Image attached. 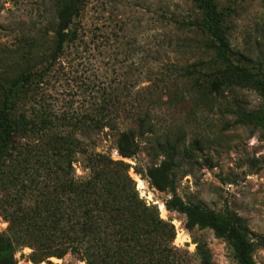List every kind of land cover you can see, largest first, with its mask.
Listing matches in <instances>:
<instances>
[{"label": "rangeland", "instance_id": "374dc122", "mask_svg": "<svg viewBox=\"0 0 264 264\" xmlns=\"http://www.w3.org/2000/svg\"><path fill=\"white\" fill-rule=\"evenodd\" d=\"M217 2L226 13L232 49L248 58L244 63L254 70L261 63L264 72V0ZM59 5L60 0H0V99L2 85L15 91L21 88L16 82L27 67L43 69L42 79L37 76L29 92L20 93L17 108L28 110L29 117L46 114L55 121L52 129H43L40 123L39 133L21 131L13 139L12 159L0 168V235L8 236L7 200L32 204L54 187L55 167L48 176L38 160L53 163L56 147L66 151L68 146L58 141L53 147L45 145L63 133L68 144L77 138L83 150L131 163L129 173L140 196L157 203L161 217L174 225V244L188 251V264H238L228 238L210 227L188 229L186 215L176 210L167 209L162 216L159 203L165 204L172 193L160 189L147 169L155 171L164 158L160 143L171 141L179 144L173 166L177 194L219 216L232 213L241 218L242 232L253 244L254 264H264V97L250 84L209 93L198 89L195 79L182 75V67L194 61H200L203 70L213 67L208 35L178 23L197 16L192 1L87 0L80 53L73 54L67 46L57 61L42 62L35 43L44 32L47 49L52 47ZM111 91H122L121 103L130 107L134 102L135 111L142 104L149 113L153 131L138 135L140 151L135 157H123L117 149L119 131L137 128L128 115L121 118L119 129L86 126L87 113L93 111V118L99 119L104 96ZM77 121L79 127L72 125ZM76 156L75 174L87 178L85 154L80 150ZM136 176L145 187L138 188ZM154 176L161 182L164 173ZM9 244L15 246L13 264H87L71 253L35 261L31 246Z\"/></svg>", "mask_w": 264, "mask_h": 264}, {"label": "trees", "instance_id": "16d2710c", "mask_svg": "<svg viewBox=\"0 0 264 264\" xmlns=\"http://www.w3.org/2000/svg\"><path fill=\"white\" fill-rule=\"evenodd\" d=\"M86 1L60 0L52 47L47 49L44 32L35 43L36 53L38 51L40 54L39 60L53 63L62 56L67 46L73 48V54L80 53V47L85 41L81 23ZM191 1L197 16L178 20V23L181 28L191 27L208 35L206 47L212 54L213 67L212 70H203L198 67L200 61H194L182 67V75L195 79L198 89L209 93L237 84H250L257 87L264 97L261 63L254 70L244 63L248 58L232 49L225 25L226 13L219 8L217 0ZM47 50H50L49 53ZM42 70L27 67L16 82L21 86L16 91L1 84L0 168L12 159L13 139L17 133H39L40 123L43 129H52L55 125L49 115L29 117L28 110L18 111L17 108L20 93L29 92L36 77L43 76ZM123 95L122 91L107 92L100 118L94 119L93 111L87 113L89 122L86 126L98 130L119 129L121 118L128 115L129 121L135 123L137 128L119 131L117 149L121 156L131 158L140 151L138 135L152 132L153 127L148 122L149 113L142 110V104L135 111L132 109L134 102H131L130 107L121 103ZM248 115L251 116V113ZM61 119L55 117L57 121ZM262 119L264 121V117ZM72 125L80 126L78 121ZM55 137L56 141H50V144L46 142L45 145L53 147L58 141L68 146L66 151L56 147L53 163L50 160H38L42 172L47 171L48 176H51L55 167L52 190H46L44 196L36 197L35 202L28 205L21 206L15 198L7 200L8 208L4 209V217L9 227L8 236L0 235V264H13L11 258L15 246L9 244V241L31 246L35 261H50L52 257L62 258L71 253L87 264H188V251L174 244V225L161 217L157 204L147 203L140 196L136 182L129 173L131 163L115 160L105 152L90 151L87 148L83 150L77 138L68 144L63 133ZM160 145L163 160L154 172L151 167L147 170L160 189L172 193L165 201L166 208L184 213L188 229L195 226L210 227L218 235L231 240L238 264H254L253 244L242 232V219L232 213L219 216L200 204L185 202L176 192V172L173 170L177 164L179 144L165 141ZM80 150L85 154L84 167L90 171L84 179L75 174L74 168V163L78 161L76 154ZM136 171L143 173L141 168ZM155 172L164 173L161 182L156 180ZM25 195L21 196L20 202L25 200Z\"/></svg>", "mask_w": 264, "mask_h": 264}, {"label": "bare ground", "instance_id": "6f19581e", "mask_svg": "<svg viewBox=\"0 0 264 264\" xmlns=\"http://www.w3.org/2000/svg\"><path fill=\"white\" fill-rule=\"evenodd\" d=\"M135 178L137 180V186H138L139 189L145 187V183H144L143 179H141L139 176H136ZM159 206H160V209L162 211V216H164V214L168 213L167 208H166L164 203L160 202ZM179 237L180 236H178L177 239H179Z\"/></svg>", "mask_w": 264, "mask_h": 264}, {"label": "water", "instance_id": "95a60500", "mask_svg": "<svg viewBox=\"0 0 264 264\" xmlns=\"http://www.w3.org/2000/svg\"><path fill=\"white\" fill-rule=\"evenodd\" d=\"M157 204V203H156Z\"/></svg>", "mask_w": 264, "mask_h": 264}]
</instances>
